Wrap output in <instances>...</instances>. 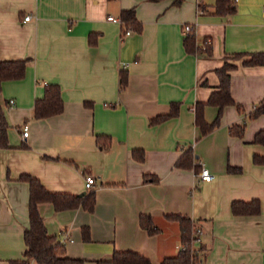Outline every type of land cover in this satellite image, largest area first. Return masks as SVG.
Listing matches in <instances>:
<instances>
[{"label": "crops", "instance_id": "1", "mask_svg": "<svg viewBox=\"0 0 264 264\" xmlns=\"http://www.w3.org/2000/svg\"><path fill=\"white\" fill-rule=\"evenodd\" d=\"M230 1L235 11L218 14L217 0H0V61L27 60L24 77L4 81L0 93L10 143L0 149V264L23 259L26 250L30 185L23 174L76 196L87 190L85 176H94L93 213L39 206L49 234L69 239L68 258L109 264L115 252H135L162 264L182 251L180 224L167 219L180 215L202 230V264H264V165L253 160L264 156L254 142L264 114L250 117L264 99V65L243 63L246 54L264 52V0ZM132 8L140 30L122 17ZM226 61L235 65L230 90L241 111L226 105L219 125L202 134L196 106L219 90L217 70ZM47 84L60 86L64 108L37 119ZM173 103L176 116L152 121ZM218 110L205 104L204 120L214 122ZM236 125L244 126L242 136L232 132ZM190 149L198 170L176 166ZM202 166L211 180H199ZM253 201L258 215L232 213L234 202ZM141 216L159 232L149 235Z\"/></svg>", "mask_w": 264, "mask_h": 264}, {"label": "trees", "instance_id": "2", "mask_svg": "<svg viewBox=\"0 0 264 264\" xmlns=\"http://www.w3.org/2000/svg\"><path fill=\"white\" fill-rule=\"evenodd\" d=\"M158 1V0H152ZM175 3H180L181 0H174ZM215 11L218 14H230L235 11V6L230 0H217ZM123 19L140 30L141 24L136 19L135 9L124 10L122 13ZM193 31L186 35L185 46L188 51L193 52L197 49L195 39L192 36ZM210 43L206 42L204 46L205 51H209ZM244 57L237 54L233 58L239 59ZM243 63L245 65H264V52H255L245 55ZM27 68V60H3L0 61V93L2 91L3 82L6 80H16L24 77ZM235 68L234 64L225 62V64L217 70L220 77L219 90L213 92L206 103L199 102L196 106V122L200 127L202 134H206L211 131L220 123L221 114L223 108L226 105H236L241 111V107L236 104L231 96L230 71ZM126 84V76L121 78V88ZM205 104H213L218 106V115L214 122L208 123L203 118V107ZM64 103L61 97V89L57 84H47L45 86V94L43 98L36 101L34 107V117L37 119L47 118L52 115H57L63 111ZM178 114V104L173 103L171 110L168 114L158 116L152 121H162L169 117L176 116ZM264 114V99L259 107H256L250 114L251 118L258 117ZM9 123L4 111L3 106L0 103V149L9 148L8 138ZM232 132L238 136H242L244 132V126H233ZM232 128V129H233ZM97 141L101 143V136H98ZM254 142L264 145V129L260 130L254 138ZM137 157V155H136ZM138 159H143V154L138 156ZM195 155L192 150L185 151L182 156L176 162V166L179 168H192L198 170L199 164L194 163ZM253 160L257 164L264 165V156L255 154ZM243 170L241 167L228 166L229 173H241ZM21 180L27 181L30 185V199H29V222L30 226L24 233V242L26 250L21 260L11 261L10 264H85V260L71 259L66 256V247L56 235H51L47 231L44 223V219L39 212V206L43 203L52 204L57 212L66 210H75L83 208L89 213H93L96 205V192L95 189H87L83 196H76V194L64 193V192H52L46 189L42 182L29 174H23L20 176ZM232 213L235 216L244 215H258L260 213V202L253 201L251 203L234 202L232 204ZM167 219L175 221L180 224L181 227V241L182 245L187 249L182 250L177 257L165 259L162 264H197L198 257L193 256L191 249L194 242V233L198 229L191 219L180 215H168ZM140 226L148 232L149 235H155L159 232V229L153 224L152 220L148 216H141ZM84 233L87 229L83 230ZM109 264H151L144 256L135 252H115L112 259L108 261Z\"/></svg>", "mask_w": 264, "mask_h": 264}, {"label": "built area", "instance_id": "3", "mask_svg": "<svg viewBox=\"0 0 264 264\" xmlns=\"http://www.w3.org/2000/svg\"><path fill=\"white\" fill-rule=\"evenodd\" d=\"M262 13L264 14V6L262 8ZM31 15H27L24 17L25 20H30L31 19ZM109 20H112L114 22H119V23H123V20L121 18H115L113 16H109L108 17ZM193 31V26L191 24H186L184 26V34L188 35ZM132 31L130 29L124 31L122 33V38L125 37L126 35L131 34ZM208 42L210 43V41L208 40ZM11 105L14 104V100H10L9 102ZM22 134L24 138H27L28 134H29V126L27 124H23L22 126ZM198 164H201V162H198ZM214 177V174H212L208 168L202 166L200 171L198 172V178L199 180H211ZM96 183V180L94 178V176H92L91 174H88L85 176V187L86 189H92L94 187ZM201 236H202V230L200 228H198L195 233H194V242L193 244L197 245V247H192L191 252L193 256H197L198 257V262L197 264H202L203 260L200 257V252L197 249L199 247V244L201 243ZM69 239L67 237H64V240L62 243H65L66 241H68ZM187 248L185 246H183L182 250H186Z\"/></svg>", "mask_w": 264, "mask_h": 264}, {"label": "rangeland", "instance_id": "4", "mask_svg": "<svg viewBox=\"0 0 264 264\" xmlns=\"http://www.w3.org/2000/svg\"><path fill=\"white\" fill-rule=\"evenodd\" d=\"M201 246V245H200ZM198 247L197 249L199 250V252H200V257H202V254H203V249L201 248V247Z\"/></svg>", "mask_w": 264, "mask_h": 264}, {"label": "water", "instance_id": "5", "mask_svg": "<svg viewBox=\"0 0 264 264\" xmlns=\"http://www.w3.org/2000/svg\"><path fill=\"white\" fill-rule=\"evenodd\" d=\"M85 193V191L84 192H82V193H80V196H83V194Z\"/></svg>", "mask_w": 264, "mask_h": 264}]
</instances>
